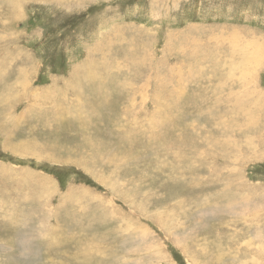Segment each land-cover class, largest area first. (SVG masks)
I'll return each mask as SVG.
<instances>
[{
    "label": "rangeland",
    "instance_id": "rangeland-1",
    "mask_svg": "<svg viewBox=\"0 0 264 264\" xmlns=\"http://www.w3.org/2000/svg\"><path fill=\"white\" fill-rule=\"evenodd\" d=\"M0 264H264V0H0Z\"/></svg>",
    "mask_w": 264,
    "mask_h": 264
}]
</instances>
